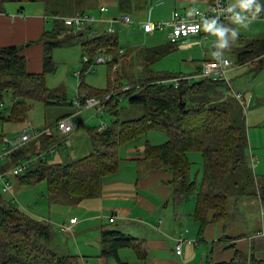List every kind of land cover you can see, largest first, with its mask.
<instances>
[{
    "label": "trees",
    "instance_id": "obj_1",
    "mask_svg": "<svg viewBox=\"0 0 264 264\" xmlns=\"http://www.w3.org/2000/svg\"><path fill=\"white\" fill-rule=\"evenodd\" d=\"M10 1L21 3L45 0ZM123 2L124 0L120 4ZM55 23L62 25L58 20ZM66 31L72 32L68 29ZM41 40L44 43V55L43 72L40 74L28 73L27 62L20 54V47L0 48V103L4 92L11 93L15 102L8 117L0 113V121L3 123L24 122L29 109L27 103L50 104L49 100L54 98V93L45 86V77L54 72L52 53L62 43L58 41L56 31L44 34ZM174 47L170 45L144 50L145 68L151 70L152 65L173 51ZM82 48L84 53L92 57H89L90 64L100 49H105L112 56V62L109 63L108 92H120L119 97H126L130 105L142 109V115L137 119L121 121L116 104L118 99L109 98L104 101V105L108 112L114 110V115L118 118L114 125L101 132L95 130L90 135L92 150L89 156L58 164H51L47 155L34 162L30 160L31 157L24 159L25 154L37 156L58 142L53 136L42 137L36 141L40 143V153L35 154V150L30 147L20 149L9 157L8 166L2 167L3 171L9 170L10 165L23 162L22 159L27 160V172L15 177L16 182L23 185L43 180L50 198L63 196L69 201L79 203L98 197L102 191L103 179L118 172L119 146L140 139L150 132H158L167 141L159 146L147 145L144 162L162 167L172 174L174 203L195 199L194 216L202 229L208 223L210 215L213 223L227 219L229 214L226 190L229 184H232L237 199L258 196L264 206V177L260 182L250 167L243 118L233 119L230 114L232 110L227 104L209 99L210 88L214 87L216 91L221 82L200 79L179 82L175 87L161 81L183 75L152 76L139 86L135 85L136 82H128L131 89L122 92L121 75L127 71L123 70V65L120 71L113 72L114 65L121 57L116 41L104 34L83 44ZM263 53L264 38L246 45L236 55L242 65ZM260 66L264 67V64L260 62ZM192 153L201 156V175L191 172L192 163L188 156ZM49 236L50 225L47 222L35 219L5 202L0 192V264H79L78 257L70 254L59 255L45 246L43 243L49 240ZM102 245L103 256L115 258L118 264H126L118 259L119 249L133 250L140 260H144L146 256L142 243L119 233H103ZM233 249L234 255L229 261L216 263L210 258L209 264H264V260L254 256L247 257L235 247Z\"/></svg>",
    "mask_w": 264,
    "mask_h": 264
},
{
    "label": "crops",
    "instance_id": "obj_2",
    "mask_svg": "<svg viewBox=\"0 0 264 264\" xmlns=\"http://www.w3.org/2000/svg\"><path fill=\"white\" fill-rule=\"evenodd\" d=\"M45 1L21 3L10 0L0 1V48L10 46L20 47V54L27 62L26 68L28 73L40 74L43 72L44 43L41 39L44 34L56 31L57 39H63V44H60V46L55 49H64L75 46L79 47L83 65L84 58H87V55L83 53V44L91 42L95 38H99L104 34H108L110 38L114 39L117 43L118 38L113 36L112 32H114V30L112 31V29L111 32H108V29L97 30L93 26L91 28L88 27L85 30H87L90 36L89 38L82 39L84 36L83 30L74 31L63 25H57L54 20L50 19L52 16L70 17L78 12L88 14H91L92 12H85L80 9L79 5H77L74 11H64L62 13L51 11L50 13H46L47 11L43 6L46 3ZM110 1L113 2L117 14H111V16H113L112 18L108 17L106 20H103L106 21L104 24L111 23V20L116 21L124 15L133 16L138 19L141 18L142 12L140 11L143 9V2L141 0H124L122 5L120 4L122 0ZM164 2L165 3L163 5L161 4L162 6H160L155 15L151 16V22L170 21L175 12L184 18H189L193 15L195 10L206 11L210 9L211 6V0H165ZM176 4H182L184 6L182 14L177 10ZM100 8L105 7L104 5H101L99 9ZM133 12H135L134 15H131ZM148 17H150V15ZM235 19L236 18L229 20L224 26L222 50L224 56H228L230 59H232L231 57H234L236 64H238L235 65V68L231 67L228 72L229 85L221 82V85L217 86L216 92L218 101L232 99L237 105V111L234 112L240 114L238 107L241 105L245 106L246 103H248L251 108L263 106L264 99L263 97L258 96H264L263 93H249V83L252 78L246 73L250 71V64L256 65V68L254 69L255 71L264 70V67L260 66V63L255 61L244 63L242 65L238 62V57L236 55L237 51L244 49L246 46L242 45L240 38L234 37L235 32L232 28L235 26L234 21H237ZM51 21L52 23H50ZM137 21L139 23L145 22L141 20ZM99 23L103 22L100 21ZM63 28L71 30L72 32H68ZM132 28L144 33L136 26H133ZM74 35H76L78 39H74ZM145 35L148 36L149 34ZM165 37L167 40V36ZM259 37H261L260 39H263L264 35ZM198 41L201 43L200 46L197 45ZM204 42L209 45L205 49L202 47ZM251 42L253 41H250L246 45ZM168 44L170 45L169 42ZM164 46L165 45L143 48L129 47L125 54H122L123 51L119 48L120 56L125 57V64L127 63L126 65L128 66V75L122 74L121 79H126L128 84L130 80L140 83L148 77H158L154 75L152 68L149 71L146 68L145 72L142 71V65L145 61L143 51ZM199 47H202V49H199ZM174 49L175 47L173 50ZM180 50L181 52H186V54L183 53V56H187V61H189L192 66L195 65V71H189L190 73L180 72L179 74H176V76H196L203 61L206 58L208 59L212 52L210 43L207 40L202 39L201 36L187 40L185 44L181 45ZM100 51L108 54L105 49H100L97 53ZM194 52L199 55L200 58L195 57V59L192 55ZM120 61L121 60H119L118 64H120ZM195 61L197 62L194 64ZM73 64L72 70L75 72L74 70L76 69L74 68L77 66L78 60L76 59ZM126 65L124 68H127ZM87 66L89 67L90 65L88 64ZM87 66L86 68H88ZM259 71L255 72V77L251 80L252 86L255 82L258 83L262 81V79L259 78ZM80 73L83 72L81 71ZM80 73H78L79 76ZM238 79L241 80L237 82ZM82 83L83 82H80L78 91L80 92V90H84V92L92 94L85 95L86 97H96L97 99H109L112 97L115 99L120 98L118 95L119 93H115L112 90L108 93L109 88L104 92H93L89 88H83ZM123 87L125 86L123 85ZM240 88H242V91ZM53 93L54 98L59 99L62 97V94H59L58 92ZM94 94L99 96H95ZM238 94L240 95V98L237 97ZM246 99L248 100L247 102L245 101ZM78 113L79 111H76L75 113L69 112L60 117V119L71 116L72 114H76L77 117ZM113 113L114 112L111 113L112 116L114 115ZM38 128L41 129L40 127ZM95 130L101 132L98 129L88 130L89 141L90 135L93 134ZM53 137L59 139L58 136ZM164 138L167 141L165 136ZM64 141L65 138H62L57 142V145L63 147V151L65 150V146L62 145ZM165 142H162L161 144ZM39 145L40 143L34 141L24 148L31 147L33 151L35 150L34 153L37 154L40 153ZM147 145L159 146L151 145L146 141L141 146L129 148L130 152L137 151L136 155L131 154L127 159V163L131 165L128 166L130 174L124 178L118 179L117 177L120 173L119 167L116 174L103 179L101 194L96 198L74 203L68 199L62 201L60 197L49 199L47 194L49 200L48 203L54 208L67 207L66 210H57V212L65 211L67 215H59L57 213L56 216H52L50 214L48 218L39 214L36 215L37 219L45 221L50 225L49 240L44 243L52 244L54 248H56L55 250H57L55 251L56 254H70L78 257L79 264H118L115 258H105L103 256V233H119L143 244L146 255L144 260H140L131 249L123 248L117 251L119 261L126 264H209L210 258L216 263L226 262L233 258L234 247L244 253L247 257L254 256L252 254V249L255 243H257L256 246L259 251H264L263 225L261 228L259 223V215L261 210L264 209V206L258 196H244L236 200L233 210L230 209L228 203L229 215L227 219L224 222L213 223L211 221L212 216L210 215L208 217V223L202 229L200 222L194 216L196 205L195 199L189 198L178 204L174 203L173 189L171 185L172 174L162 167L144 162V151ZM250 145L251 152L250 157L248 155V159L252 162L253 158H256L257 156L260 162L256 169L257 171L259 170L258 172L262 177L264 176V165L261 163L263 154L260 156L259 151L254 152L253 147L255 146L256 149H264V143H255V141L251 140ZM91 150L92 149H89L87 146L86 140V144L84 145V152L86 153H84L83 156L74 157L73 160L67 161L66 159H63V155H60L56 159L58 162H51V164L68 163L87 157L90 155ZM30 154H25L24 159L31 157L28 156ZM189 155L195 156L196 154L192 153ZM189 157L190 156H188V159ZM24 159H22V161H25ZM34 161H36V159H32V162ZM7 163L8 159L2 161L0 165L5 167L8 166ZM12 166L14 165H10V167ZM10 181L11 183L14 182V185L12 183L13 196L18 205L19 201L17 196H15V187H18L19 190L23 185H20L16 182V179L12 177L10 178ZM18 206L20 208L22 207L21 205ZM48 209V212H50V207H48ZM33 214L35 215V213ZM73 220H75L74 223H72ZM63 224L69 225L71 231L62 232L60 226ZM236 225L242 227V235L239 234ZM61 235L67 236L68 238L75 235L76 238L73 239V241L75 242L76 247L74 246L71 249H68L69 241H67L68 238H65V244L68 251L63 249L61 247L62 242L59 241V236ZM179 236L185 240L181 256H178L175 253V239Z\"/></svg>",
    "mask_w": 264,
    "mask_h": 264
},
{
    "label": "rangeland",
    "instance_id": "obj_3",
    "mask_svg": "<svg viewBox=\"0 0 264 264\" xmlns=\"http://www.w3.org/2000/svg\"><path fill=\"white\" fill-rule=\"evenodd\" d=\"M139 1V0H137ZM136 1V2H137ZM143 2V9L140 11L142 12V16L140 19L135 18L133 16H129L132 20V22L139 23L137 20L141 21H149L151 22V16H154L157 10H159L160 6H162L165 2V0H141ZM44 9L47 11L46 13H50L51 11H58L59 13H62L64 11H74L77 5L80 6V9H82L85 12H92L91 15L95 17L96 21L100 20H106L108 17L112 18L111 14H117V11L115 9V6L113 5V2L110 0H46L45 1ZM162 4V5H161ZM6 5V4H5ZM4 5V6H5ZM101 5H104V7L107 9L106 13H103L102 15L99 14V7ZM229 5L231 7L232 13H234V17L236 18L234 21L235 26L232 28L235 32L234 37L240 38V41L243 46H246L247 43L250 41H257L260 40L261 37L264 35V0H229ZM182 4H176L177 10L180 12V14L183 13ZM149 12V14H148ZM135 12H133L131 15H134ZM90 14V13H89ZM150 15V17H148ZM97 22L93 27H95L97 30H105L108 29V32H112L113 36H116L118 38L117 40V47L121 48L123 53L129 49V47H154L156 45H165V47L170 46L166 40V32H155L151 36L145 35L141 31L134 30L132 27L136 26L137 24H124L120 19L113 21L111 23L104 24ZM52 23V21L50 22ZM106 31V32H107ZM84 36L82 39L89 38V34L87 30H83ZM74 39H78L76 35H74ZM59 42L63 44V39H59ZM168 44V45H167ZM182 44H177L175 46V49L168 53L166 56L159 59L157 62H155L152 65V71L154 75L161 77L165 75H176L180 72L187 73L189 71H193L195 65L192 66V64L187 61V56H183V53L186 54V52H181L180 47ZM197 45H201L200 41H198ZM209 46L206 42L203 43V49L207 48ZM202 47H199V49H202ZM198 49V48H196ZM84 53V52H83ZM87 55V58L90 60L92 58L88 53H84ZM121 54V55H122ZM99 55L97 53L95 56ZM120 55V53H119ZM194 58H200L199 55H197L195 52L192 53ZM224 55V54H223ZM103 56L108 59L111 58L109 54H106V52H103ZM90 57V58H89ZM227 58L228 56H224ZM195 58V59H196ZM227 58L231 62V66L235 68L236 62L234 57ZM53 63L55 66L54 72L49 73L45 77V86L48 90L51 92H58L59 94H62V97L53 98L52 100H49L50 104H43L41 102H32L27 103L28 105V111L25 114V120L21 123H15V122H4L0 121V136H7V137H14L19 132L20 129H22L25 126H28L31 129L38 130L40 127L41 129H44L45 127L53 128L58 122L61 120L60 117L65 115L69 112H76L79 111L77 114V117L73 121L74 129L70 134L62 135L60 134L56 129L53 128L52 133L53 136H58L60 139H64L62 145L65 146V150L63 151V147L55 144V152L52 154V156L47 155L50 162H58L56 159L58 156L63 155V159H66L67 161L73 160L74 157H80L83 156L84 153V145L86 144L87 140V146L89 149H91V144L88 137V130H94L99 129L103 125L106 127H110L114 125L117 118L115 115H111L112 112L115 114V111L111 110L110 113L106 111V108L103 107L105 110L101 113H96V109H81L80 106H75L74 103L77 101L79 96H85L90 95L91 93H86L84 90L78 91L80 82H83L82 87L87 89H91L93 92H104L109 88L110 85V68L109 64H91L89 69H86L82 65V57L79 47H70V48H64V49H55L53 51ZM78 60L77 66L74 68L75 72H73L72 67L73 63ZM125 57H120L119 60L120 64H116L119 66V69L125 64ZM193 59V60H195ZM232 60V61H231ZM197 61L194 62V64ZM73 64V65H72ZM145 61L142 65V71L145 72ZM127 66V65H126ZM256 65L250 64V71L246 74L250 75V77L253 79L255 77V71L254 69ZM248 67V66H246ZM85 68L86 70H83ZM127 68L124 70L127 71ZM83 70V71H82ZM257 70V69H256ZM83 73H80V72ZM195 71V70H194ZM193 71V72H194ZM71 72V73H70ZM191 72V73H193ZM80 73V76L79 74ZM190 73V72H189ZM259 78L262 79L260 82H255L254 85H251L250 79V88L249 93L252 94L253 92L256 94L263 93L264 95V70L259 71ZM123 75H128V72H124ZM125 77V76H124ZM229 77V74H228ZM109 80V83H108ZM195 81H197V78H194ZM241 79H238L237 82H239ZM256 81V79H255ZM122 85L125 87L122 88V92L128 91L131 89V84H127L126 79H122L120 81ZM130 83H133L134 81H129ZM142 85L143 82H136L135 85ZM219 84L218 86H220ZM138 86H135L137 88ZM139 90V89H137ZM242 91V88H240ZM232 91V90H229ZM109 93V92H108ZM118 93V92H115ZM120 93V92H119ZM210 100L213 102H221L227 104L232 112L231 117L233 119H239V117L243 118V121L245 122L246 126V135H247V141H248V150L247 154L250 157L251 152V145L250 142L255 141V143H264V100H263V106H259L251 108L248 103L246 105H241L239 108V113H236L234 111H237V105L232 99L218 101L217 99V92L215 91L214 87H211L209 90ZM92 95V94H91ZM95 95V94H94ZM61 96V95H60ZM99 96V95H95ZM123 96V95H121ZM259 97H263L261 95H258ZM248 101L247 99L245 100ZM52 103V104H51ZM2 107L0 108V113L5 117H8L9 114H11L12 108L15 104L14 99L12 97V94L9 92H4L2 95ZM117 106L118 110L120 112V120L121 121H127V120H133L142 115V109L140 110L139 107L132 106L129 104L126 97H121L117 100ZM235 104V105H234ZM116 109V108H115ZM115 116V117H114ZM67 117H63V119H66ZM60 119V120H59ZM18 132V133H17ZM17 133V134H16ZM148 142L151 145H160L162 142H165L164 135L158 132H150L148 135H144L140 139H137L135 141L130 142V144L119 146L118 148V158H119V167H120V173L118 175V179L124 178L130 174V169L128 166H131L128 164L127 159L130 157L129 155L133 154L136 155L137 151L130 152L129 148L131 147H138L141 146L144 142ZM32 146V145H31ZM31 148V147H30ZM253 151L260 152V156L263 154L262 164L264 165V149H256L255 146L253 147ZM83 153V154H82ZM256 154V153H255ZM254 154V155H255ZM189 161L192 163L191 165V172L199 173L201 175L202 170V159L201 156L196 154L189 155ZM32 159H35V155H31ZM30 160L32 161V159ZM65 160V161H66ZM3 160H0V163ZM64 162V160H63ZM259 160L256 156V158H253V161L249 162L250 167L252 169V172L254 175L257 174V178L260 182H262L264 176H260L259 170L257 171V167L259 165ZM24 165H28L27 160L23 161ZM119 169V168H118ZM13 181V180H12ZM14 185V182H12ZM22 185V184H20ZM1 186V184H0ZM15 193L17 196V199L19 201L18 205H21L20 208L15 202L11 204L14 205L16 208H19L21 211L25 212L27 215L37 219L36 215L39 214L43 217L48 218V216L51 214L52 216H56L57 213L59 215H67L65 211L57 212V210H66L67 207H57L54 208L52 205L48 203V197H47V188H46V182L45 181H38L34 184H23V187L18 190V187H15ZM226 196L228 199V203L230 206V209L233 210V206L238 200L234 194L232 184H229L227 190H226ZM6 200L9 199V196H4ZM62 201L67 200L65 197L60 196ZM50 199V197H49ZM9 202V201H8ZM48 207H50V212H48ZM35 213V215L33 214ZM40 220V219H38ZM259 223L263 225L262 232L264 233V209L261 210V213L259 215ZM238 227L239 234L242 235L241 230L242 227L239 225H236ZM65 238H68L67 236L61 235L59 236V241L62 242V248L67 250L71 249L72 247H76L75 242L73 239H75V235L73 237H69L67 241H69L68 249L66 248L65 244ZM255 242V241H254ZM42 243V242H40ZM54 243V240H53ZM44 245L48 246L50 249H53L54 251L56 248L52 244L43 243ZM257 243L254 244V247L252 249V254L254 257L258 259L264 260V251H259L257 248ZM59 253V252H57Z\"/></svg>",
    "mask_w": 264,
    "mask_h": 264
},
{
    "label": "built area",
    "instance_id": "obj_4",
    "mask_svg": "<svg viewBox=\"0 0 264 264\" xmlns=\"http://www.w3.org/2000/svg\"><path fill=\"white\" fill-rule=\"evenodd\" d=\"M100 14L107 12L106 8L99 9ZM229 0H211L210 9L195 10L193 15L189 18H184L177 12L173 14V18L170 21L163 22H132L128 15L122 16L121 20L124 24H137L138 28L145 34L152 35L155 32H166L167 40L170 45L176 46L177 44H185V42L191 38L202 37L207 40L212 48L211 56L205 59L201 65V68L196 76H181L169 80L161 81L164 84H173L177 87L179 82L191 81L194 78L207 79L212 82H222L229 85L228 72L231 69V62L223 55V29L225 24L233 19ZM52 20H58L61 24L74 31H81L92 27L97 22H104L102 20L96 21L95 17L88 13L78 12L70 17H51ZM110 22H113L112 20ZM253 61L264 64V53L259 55ZM112 62V58L106 59L103 56V52H99V55L95 56L91 64H109ZM83 67L89 64V59L84 58ZM88 67V66H87ZM90 66L86 69H89ZM119 66L114 65L113 72L118 70ZM85 69V70H86ZM240 98V95H237ZM108 98L97 99L96 97L79 96L77 101L74 103L75 106H80L81 109H96V113H101L105 109L104 101ZM2 104H0V108ZM106 108V107H105ZM76 118V114L68 116L66 119H61L58 124L53 128L56 129L60 134H70L73 129V121ZM53 128L45 127L44 129H31L28 126L20 129L19 133L14 137L1 136L0 138V160H7L15 152L23 149L25 146L32 142H36L42 137H52ZM105 129L103 125L98 130L102 131ZM55 152V146L49 148L45 153L38 154L35 159L44 157V155H52ZM0 165V192L2 196H9V199L4 201L8 203H16V199L13 196V185L10 178H15L24 175L27 172L28 165H24L23 162L12 166L9 170L3 171ZM14 203V204H15ZM75 220L72 221L74 223ZM60 230L62 232H70L71 227L69 225H61ZM262 234V233H261ZM185 240L179 236L175 239V253L178 256L182 255L183 246Z\"/></svg>",
    "mask_w": 264,
    "mask_h": 264
}]
</instances>
